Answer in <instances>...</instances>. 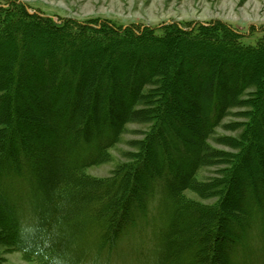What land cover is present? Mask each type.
<instances>
[{
    "label": "trees",
    "instance_id": "trees-1",
    "mask_svg": "<svg viewBox=\"0 0 264 264\" xmlns=\"http://www.w3.org/2000/svg\"><path fill=\"white\" fill-rule=\"evenodd\" d=\"M3 12L0 205L16 224L12 247L37 264H112L114 257L127 264L120 258L132 251L124 246L131 234L140 246L134 253L146 250L148 264H264V40L244 46L227 25L98 29L57 25L23 7ZM193 86L191 101H183L178 93ZM234 103L249 108L240 146L230 145L238 153L223 158L218 177L198 180L212 166L205 142ZM140 104L146 112L133 111ZM28 112L36 123L23 121ZM141 116L150 132L132 163L107 179L87 175L123 126ZM191 122L200 144L180 138ZM27 129L54 137L35 147ZM186 191L215 202L189 199Z\"/></svg>",
    "mask_w": 264,
    "mask_h": 264
},
{
    "label": "rangeland",
    "instance_id": "rangeland-1",
    "mask_svg": "<svg viewBox=\"0 0 264 264\" xmlns=\"http://www.w3.org/2000/svg\"><path fill=\"white\" fill-rule=\"evenodd\" d=\"M12 6L13 8L17 7L18 10L23 7L30 14L50 18L57 25L73 21L80 24H92L98 29L102 25H110L118 29L135 26L137 28L149 27L150 29L161 31L163 28L176 24V26L182 29H193L194 32L197 28H202L203 25H215L212 30H217L218 27H226L227 25L240 33V42L244 46H256L264 40V0H0L1 17L4 15L3 11ZM193 80L194 83H197V86H207L205 85L207 81L201 82L196 78H193ZM27 84L29 89L34 88L31 84ZM191 84L193 85L192 81ZM152 87L154 86L151 83L147 84L141 95L143 96ZM194 88L193 86V91L190 93H185L182 90L178 95L183 101H191L193 93L196 92ZM251 92H253V89L249 88L238 99H245ZM217 93L219 97L222 95L220 88L217 89ZM206 97L208 96H203V98ZM28 98L29 96H27ZM192 103L194 106V102ZM146 108L145 105L140 104L135 106L133 111L144 113L147 111L145 110ZM194 108L192 112L188 111L193 120L196 118L195 114L199 112L198 107L194 106ZM248 109L238 107L234 103V106L230 109L229 116L220 127L214 130L213 140L205 142V145H209L210 147L209 158L212 166L202 168L198 172V180H208L212 177H218V173H221L219 171H222L226 167L223 158H228L230 154L236 155L238 153V150L232 149L230 145L240 146L239 141H242V136L245 134L247 125L250 123L247 116L244 115L245 112H248ZM35 117L29 114L23 121L27 120L36 123ZM141 117L142 120H140ZM141 117L134 120L131 119L123 126V132L120 134L116 144L105 152L104 162L100 165L87 168L85 170L87 175L94 178L107 179L116 172L119 166L132 163V157L138 155L137 146L139 142L144 140L145 135L150 132L149 128L151 124H146V120L149 118L145 116ZM176 118L180 119L178 116ZM191 123L185 124V129H179L180 138L184 139L185 143L195 140L197 144H200L199 137L201 138V130L194 125L195 123ZM23 128L24 126L20 127V129ZM28 134L32 136L30 138L27 135V139L35 147L38 145L39 148L46 146V142L52 140L54 137L53 134L51 137H48V133L45 132L42 135L47 138H41V141L40 136L42 135L33 136L35 134L33 130L30 129ZM32 137H35L36 140L32 139ZM205 151L208 150L205 149ZM213 152L218 154H214ZM260 160L261 165L264 166L262 156ZM185 196L189 199L200 200V198L189 191L185 192ZM200 201L206 204L215 202V200ZM15 225L8 207L0 205V264H37L35 260L28 259L24 253L18 252L11 246L10 243L18 238L17 233L16 235L11 234L13 230L16 231L17 229ZM84 232L86 233V231ZM134 233L137 234L136 232ZM130 235L125 238L126 245L124 246L128 252L130 249L132 251L128 254L126 253L120 259L125 261L127 258V264H140V260H142V264H148V255L150 254L146 253V250H143L139 255H136L134 252L140 246ZM90 239L91 236L89 235L87 241L89 242ZM82 243H86V238ZM135 243L136 246H134ZM129 245L133 247L130 248ZM74 252V247L70 248L69 258L72 254L74 255ZM115 259V257L112 258V264H116L114 263Z\"/></svg>",
    "mask_w": 264,
    "mask_h": 264
}]
</instances>
